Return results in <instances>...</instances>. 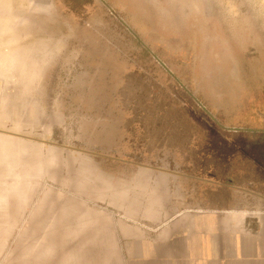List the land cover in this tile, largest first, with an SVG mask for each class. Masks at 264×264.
<instances>
[{
    "label": "rangeland",
    "instance_id": "rangeland-1",
    "mask_svg": "<svg viewBox=\"0 0 264 264\" xmlns=\"http://www.w3.org/2000/svg\"><path fill=\"white\" fill-rule=\"evenodd\" d=\"M262 87L264 0H0V264L264 196Z\"/></svg>",
    "mask_w": 264,
    "mask_h": 264
},
{
    "label": "crops",
    "instance_id": "crops-1",
    "mask_svg": "<svg viewBox=\"0 0 264 264\" xmlns=\"http://www.w3.org/2000/svg\"><path fill=\"white\" fill-rule=\"evenodd\" d=\"M41 48L46 58V46ZM244 199L240 192L236 204L224 207L198 202L162 221L158 210L144 213L135 200V212L129 214L134 221L122 222L113 241L105 231L111 225L109 217L86 208L88 216H95L94 229L87 233L96 234L87 243L91 245L87 250L94 252L86 257L96 264H264V196L252 192L245 205ZM77 208L71 211L78 212ZM146 216L147 224L142 219Z\"/></svg>",
    "mask_w": 264,
    "mask_h": 264
},
{
    "label": "trees",
    "instance_id": "trees-1",
    "mask_svg": "<svg viewBox=\"0 0 264 264\" xmlns=\"http://www.w3.org/2000/svg\"><path fill=\"white\" fill-rule=\"evenodd\" d=\"M218 149L220 151L222 150V148H218ZM251 152H253V155L256 156L257 158H259V160H263L262 163H263V166H264V148L255 147V149H253V151H251Z\"/></svg>",
    "mask_w": 264,
    "mask_h": 264
},
{
    "label": "flooded vegetation",
    "instance_id": "flooded-vegetation-1",
    "mask_svg": "<svg viewBox=\"0 0 264 264\" xmlns=\"http://www.w3.org/2000/svg\"><path fill=\"white\" fill-rule=\"evenodd\" d=\"M262 89H264V87H262Z\"/></svg>",
    "mask_w": 264,
    "mask_h": 264
}]
</instances>
